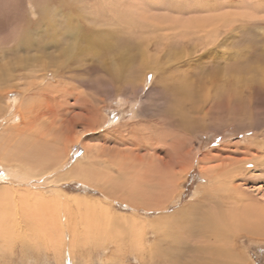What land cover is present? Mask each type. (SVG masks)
<instances>
[{
  "label": "rangeland",
  "instance_id": "374dc122",
  "mask_svg": "<svg viewBox=\"0 0 264 264\" xmlns=\"http://www.w3.org/2000/svg\"><path fill=\"white\" fill-rule=\"evenodd\" d=\"M117 1L133 5V20L143 31L129 30L123 15L122 21L115 16L125 8L102 7L100 0H0V77L7 78L0 89V117L12 110L21 114L20 122L0 119V131L15 134L26 126L23 116H30L33 129L48 140L41 146L40 157L47 158L38 162L42 166L21 163L15 143L10 151L19 164L8 166L20 173L55 166L60 175L77 165L59 183L52 174L22 180L0 166V226L13 227L10 233L0 229V264H172L167 250L174 248L185 251L182 264L198 256L207 263L208 255L197 250L209 248L212 233L202 236L203 226H182L197 212L213 219L223 212L226 222L234 215L228 228L217 226L223 230L218 239L232 249L230 264H264V0H112ZM201 2L207 6L200 8ZM215 14H227L228 23L209 45L192 21ZM155 22L174 26L179 40L170 38L171 30L152 33ZM163 38L169 39L164 48ZM140 41H150L160 66L139 67ZM177 49L185 56L169 61L170 51ZM186 74L201 89L196 103L188 105L196 110L195 129L189 132L168 118L171 94L164 89V83L172 87ZM226 81L235 94L233 105L218 110L215 103L210 109L206 91L212 84L210 94L218 92V98L223 93L217 89ZM85 103L96 111L90 115L96 130L75 126L66 133L75 140L71 145L60 126ZM163 121L170 122L163 128L168 136L187 135L182 148H174L168 136V142L153 145L141 138ZM180 152L193 162L187 171L182 170L186 159L177 158ZM209 153L214 159L201 163ZM164 164L170 171L162 176ZM12 187L20 194L10 192ZM213 203H221L222 210ZM63 206L75 218L70 224H59ZM91 215L115 226L112 234L95 243L84 238L82 218Z\"/></svg>",
  "mask_w": 264,
  "mask_h": 264
},
{
  "label": "bare ground",
  "instance_id": "6f19581e",
  "mask_svg": "<svg viewBox=\"0 0 264 264\" xmlns=\"http://www.w3.org/2000/svg\"><path fill=\"white\" fill-rule=\"evenodd\" d=\"M7 1V0H6ZM74 2V1H73ZM76 2V1H75ZM100 2L102 3V7H104L103 6V4H109V6H112V5H114L116 8L117 7H119V8H125V10H123V9H121L120 11H119V13H117L116 12V14H115V12L113 11V13L115 14V16L117 17V18H119V20L121 19V21H122V15H123V20L125 21V23L127 24V26H128V29L129 30H133V28H136L137 29V32H138V30H140V31H143L145 28H143V27H140V26H136L137 24L135 23V21L133 20V5L131 4V3H129V4H124L123 6H119V3H118V1L116 2V4L114 3V2H112V0H100ZM112 3H114V4H112ZM202 4H203V2H201V4H200V8H202V7H206L207 6V4H203V6H202ZM224 8L223 9H227V7L228 6H223ZM198 9V8H197ZM174 10H176V9H174ZM182 10V9H181ZM193 11V10H192ZM110 12V11H109ZM179 12V11H178ZM155 21H156V19H155ZM158 21V20H157ZM158 23H160V22H155V23H152L151 25H152V27H151V25H150V27L153 29L152 30V33H154V30L156 29V28H163V30H162V32H164L165 30H171L172 31V33H173V35H172V33H171V35L172 36H170V38L171 37H173L175 40L177 39V41L179 40L178 39V37H179V35H176L175 34V32H176V30L175 29H173L174 28V26H170V27H167V26H169V25H167V26H165L164 24H163V26H165V27H161V23L160 24H158ZM227 23H228V16H227V14L226 15H219L218 16V14H215V15H213V16H211V17H209V18H207V17H205V18H195L193 21H192V24H193V28L199 33V35H200V33L203 35V36H201L203 39H205V40H202V41H207V43L210 45V44H212V43H214V40L216 39V37H217V33H219V30H221V27H222V29H223V27L224 26H226L227 25ZM226 24V25H225ZM171 25V24H170ZM172 27V28H171ZM229 27V26H228ZM227 27V28H228ZM226 28V27H225ZM224 31H225V29H224ZM227 31V30H226ZM197 32H195V34L197 33ZM228 32V31H227ZM222 33V32H221ZM221 33H219V34H221ZM224 33V32H223ZM196 36H197V34H196ZM189 37V36H188ZM219 39V38H218ZM147 40H149V38H147ZM169 41V39L168 38H163V39H161L160 41H162L161 42V46H162V48H164V45H163V43L164 42H166V41ZM201 40V39H200ZM217 40V39H216ZM196 41V40H195ZM206 43V44H207ZM216 43V42H215ZM197 44V43H196ZM201 44H202V42H201ZM205 44V45H206ZM207 44V45H208ZM208 45V46H209ZM160 47V46H159ZM136 48H139V50L141 51V57H140V62H139V67L141 68V69H153V66L154 67H158V66H160L159 64H161V62H159V60H158V58L157 57H155V56H153L152 55V53H151V50H150V41L149 42H146V43H143L142 41H140V42H138V44H137V46H136ZM180 48H183V50L185 49V47H180ZM180 48H178V49H180ZM173 50V51H170V53H172V54H170V58H169V61H177L178 59H180L181 58V56H182V54L185 56V53L187 52V51H185L184 50V52L185 53H183L182 51H179V50ZM123 57V56H122ZM123 59L124 58H121L120 59V61L121 62H123ZM112 72H113V70H112ZM7 81V78H6V76H1L0 77V89H1V85L2 84H5V82ZM167 85H169V84H167ZM222 85V84H221ZM173 87V88H172ZM170 86L169 88H167L166 87V85H165V83H164V89L165 90H167L168 92H170V94H171V100H169L168 102V107H167V109H166V114H167V116H168V118H170L171 120H172V122L174 123V124H176V126H178V128L180 129V130H182V131H184V132H189V131H193V129H195V124H194V120H193V115H194V111H196L195 109H193L192 107L191 108H189L188 107V105L190 104V105H194L195 103H196V101L198 100L197 98L199 97V95L201 94V89H200V87H199V89H198V87L196 86V84H195V82H193V81H189V79H188V75L186 74L184 77H182V78H178L177 79V82L176 83H173V86ZM204 87H206L205 85H204ZM210 87L211 88H209L207 91H206V94H205V98H206V100H209V103L211 104V107H210V109H213L214 107V105H215V103H216V105H217V109L219 110V109H222V108H225V109H228V106L230 107V106H232L233 105V102H234V100H235V96H233V95H235L234 94V91H233V89H231L230 88V84H229V82L228 81H226V82H223V87L222 88H218L217 89V91L218 90H222L221 92L223 93V95H221V96H219L218 98H217V95H216V93H218V92H216L214 95L213 94H210V91H211V89H212V84L210 85ZM206 89H204L203 91H205ZM227 90H230V91H227ZM229 92V93H228ZM9 94V93H8ZM221 94V93H220ZM216 98H215V97ZM2 100V97H1V94H0V101ZM56 101H54V103H55ZM195 102V103H194ZM214 102V103H213ZM1 103V102H0ZM56 104H57V102H56ZM55 104V105H56ZM226 105H228V106H226ZM90 106V105H89ZM61 107V106H60ZM81 107H82V110H81V113H79V114H77V115H75V116H72L70 119H68V120H66V122L64 123V124H62L61 126H60V130L62 131V130H64L65 131V136H66V140L67 141H69L70 140V137H69V135H66V133L68 132V133H71V131L73 130V128L75 127V126H78V125H81V126H83V128L86 130V131H94V130H96V124L97 123H95L96 122V120L95 119H93L92 121L90 120V115L91 114H93L94 116H95V113H96V111H95V109L92 107V108H89L88 107V105H87V103H85V104H81ZM91 107V106H90ZM59 111V110H58ZM58 111H57V113H58ZM0 112H1V105H0ZM56 113V114H57ZM55 114V115H56ZM54 116V115H53ZM0 119H5L6 121H12L13 123L17 120V122H20V120H21V114L18 112V111H14V110H12V112H10V114H9V117H4V118H1L0 117ZM51 119V118H50ZM54 119V118H53ZM56 119V118H55ZM52 120V119H51ZM170 121V120H169ZM168 122V121H167ZM166 121H163L162 123L161 122H159V123H156V125H155V129L153 130L152 129V131L151 132H146V135L145 136H143V133H145V132H143L142 133V135H141V138H143V139H145V140H148V141H151V144L153 145V144H158V143H160V144H162V141H166L167 140V142L169 141L166 137L168 136L167 134H166V131L165 132H163V128L164 127H166V125H169L170 124V122H169V124L167 123ZM22 123H24V124H26V126H24L23 124V126H22V128H19L18 129V126L19 125H17L16 127H14V128H17L18 130H17V133H7L6 131L8 130L7 128L4 130L5 132H6V134L4 135V133L3 132H1L0 131V135H1V137H0V148L2 149V151L0 152V166L1 167H4L5 169H6V171L8 172V174H11V175H13L14 177L16 176V177H19L20 179H22V180H32V179H39V178H41L42 176L44 177V175H50V174H52V175H55V178H58V180H56L55 179V181H56V183H59V182H61V181H63V180H67V179H69L70 178V175L71 174H74L73 172L75 171V167L77 166H75L74 168H72V169H70L69 171H67L66 173H64V174H60V175H57L58 173H60V172H58V170H55V166H54V168H48V169H45L44 168V170H41L40 172H38V173H32V172H29V173H23V172H19V171H16V170H14L13 168H11V167H9L8 166V164H19V162H17V159L19 158V157H17V155H15L14 156V154L13 153H11V151H10V149L11 150H13L12 148H13V144L15 143V145L17 144L18 146H17V150L18 151H20L21 150V152H20V154L23 156V158H20V162L21 163H27V164H30V166H32V165H35V164H39L40 162V160H45V159H47V158H43L42 159V157H40L41 156V154H42V150H41V146H43V144L44 143H46L45 141H48V140H46L45 138H44V134L43 133H40L39 131H37V130H34L33 129V123H34V119L32 120V118L30 117V116H27V117H25V116H23V118H22ZM56 123V122H55ZM135 125V124H134ZM100 126V125H99ZM98 126V127H99ZM1 128H4V126L3 127H1ZM168 128V127H167ZM133 129L135 130V128L133 127ZM58 130V129H57ZM63 131V132H64ZM74 132V131H73ZM137 132V131H136ZM142 132V131H141ZM24 134V135H23ZM59 134V133H58ZM169 134V133H168ZM138 135V134H137ZM140 135V134H139ZM63 136V135H62ZM21 137H24V139H20ZM55 137V136H54ZM168 137H170L169 139H170V141L169 142H171V144L173 145V147L174 148H176V149H179V148H182V146H184L185 145V143H187L186 141H187V135H184V134H181V133H177V132H175V133H172L171 132V135H169ZM65 138V137H64ZM76 138V137H75ZM72 139V138H71ZM65 140V139H64ZM189 140V139H188ZM77 141V140H76ZM64 142V145H65V141H63ZM73 142H75V140L73 141V139L72 140H70V143H71V145H72V143ZM153 142H155V143H153ZM69 143V142H68ZM76 143H78V141L76 142ZM150 143V142H149ZM187 146V145H186ZM65 148V153H68L67 151H68V145L66 146V147H64ZM69 148H70V146H69ZM190 148V147H189ZM184 151H185V149H183ZM41 151V152H40ZM186 151H187V148H186ZM191 151L192 150H188V153L187 154H190L191 155ZM44 154V153H43ZM192 154H194V153H192ZM21 156V157H22ZM43 156V155H42ZM185 152L183 153V152H180V156L178 155V160L179 159H186L185 157ZM196 156V154H194V155H192L191 157H192V159H193V161H194V157ZM15 157V158H14ZM46 157V156H45ZM103 157V156H102ZM17 158V159H16ZM39 158V159H38ZM217 158L218 159H220L221 158V155H218L217 156ZM135 159L137 160V161H139V163H143V159L140 157V156H138V157H135ZM187 159H189V158H187ZM187 159H186V162H188L187 161ZM214 159V157L212 156V154L210 155V153H209V155L207 154V155H204L203 156V158H201V163H209L208 161H211V160H213ZM36 160V161H35ZM183 160V161H184ZM39 162V163H38ZM190 163H193V162H191V161H189ZM189 162H188V166L185 168V169H182V170H184V171H187L188 170V168L191 166V164L189 165ZM42 163V162H41ZM156 163V162H155ZM175 163V162H174ZM182 163V162H181ZM47 164V163H46ZM56 164V163H55ZM39 165H43V164H39ZM48 165V164H47ZM65 165V164H64ZM184 165V164H183ZM49 167H50V165H48ZM151 166H152V164H151ZM178 166H180V165H178ZM181 167V166H180ZM183 167V166H182ZM181 167V168H182ZM163 168H164V170L163 171H161L162 173H161V175L162 176H164V174H165V172H168V171H170V168H169V170L167 169L168 168V166H167V164H164L163 165ZM183 171V172H184ZM35 172V171H34ZM204 175H208L207 174V172H206V174H204ZM159 177H160V175H159ZM157 178L158 179V181H159V183H158V185H160V186H162V187H164L163 186V180L162 179H160V178ZM155 180V182H158L156 179H154ZM153 180V181H154ZM54 180L52 181V182H55ZM150 180L148 179V182H149ZM152 182V180L149 182V184ZM56 185V184H55ZM141 187V186H140ZM159 188V187H158ZM17 188H14V187H12V188H10V192H13V193H16V194H20L19 193V190L17 189ZM31 190V189H30ZM30 190H26V192H28V194H31L30 192ZM138 191H139V189H138ZM162 191V190H161ZM34 193H36V192H34ZM141 193V192H140ZM12 196H14L13 194H11ZM32 195V194H31ZM36 195H38V194H36ZM41 196V195H40ZM39 197V196H38ZM44 197V196H43ZM13 198V197H12ZM32 198H33V195H32ZM37 197H34L33 199H35L36 201H37V199H36ZM10 199L11 198H9L8 200L10 201ZM20 200H23L24 201V199L22 198V197H20ZM42 201V199H39V201ZM12 202H14V200L12 199L11 200ZM34 201V200H33ZM40 201V202H41ZM83 201V200H82ZM35 202V201H34ZM44 202V201H43ZM70 202V201H69ZM72 202H73V200H72ZM21 203H22V201H21ZM17 204V203H16ZM39 204V203H38ZM43 204V203H42ZM50 204H52V203H50ZM214 204V203H213ZM218 204V205H217ZM220 204L221 203H215L214 205H215V207H216V209L219 211V210H222V208H220ZM27 205V204H26ZM33 205H34V203H33ZM43 205H45V204H43ZM86 206L88 209H89V206L87 205V204H81L80 203V206L82 207V206ZM35 206V205H34ZM39 206V205H38ZM27 207H28V205H27ZM45 207V206H44ZM43 207V208H44ZM48 207V206H47ZM51 207V206H50ZM64 207V208H63ZM63 207H61V209H63L64 210V213H63V215H60V225L61 224H63V225H66L68 222H69V224L71 223L70 221L74 218V217H71V213L69 212V208L67 207V206H63ZM34 208H36V206L34 207ZM38 209H39V207H37ZM37 208H36V211H39V210H37ZM41 208V207H40ZM34 210V209H33ZM58 210H60V209H58ZM67 210V211H66ZM41 211V210H40ZM47 211V210H46ZM32 212V210L30 211V213ZM41 212H43V210L41 211ZM45 212V211H44ZM48 212V211H47ZM59 212V211H58ZM101 212V211H100ZM28 213V212H27ZM88 213H90L91 214V212H88ZM183 212H181L180 214H182ZM195 213V212H194ZM225 213V212H224ZM29 214V213H28ZM104 214V213H103ZM25 215V214H24ZM27 215V214H26ZM97 215V214H96ZM219 215H220V212H219ZM221 215H223V212H221ZM220 215V217L218 216V212H217V218L216 219H213L209 214H207V212L206 213H204V214H201V213H198L197 212V214L196 215H194L195 217H193V219H186V217H185V219L184 218H181V220L182 219H184V223H182V226H203V228L201 227L200 229H198V230H200V233H201V235L203 236V233L204 234H207V233H209V232H211L212 234H211V238L212 239H209L210 240V242H211V244H210V246H209V248H206V250H205V248L204 249H202L201 248V250H200V248H198V252L199 253H201L202 255L201 256H204L203 254H206V255H208V261H207V263H205V261L203 260V257H199L198 256V259L197 260H195V261H191V262H187V263H185V264H230V262H231V248H228V246H226V242L225 241H222V240H219L218 239V237L219 236H221V234H222V231H221V229L219 228V227H217V226H225V228H228V227H226V226H229L230 225V223H231V221H234L235 219L233 218L234 217V215H233V219L231 218V217H229L228 218V216H226L229 220H230V222H226V219L224 218V216H221ZM76 216V215H75ZM83 216H84V214H83ZM100 216V215H99ZM112 216V215H111ZM215 217H216V215H215ZM55 218V217H54ZM59 218V217H58ZM99 218V217H98ZM111 218V217H110ZM231 218V219H230ZM75 219V218H74ZM16 220V219H15ZM82 220H83V223H87L85 226H87V229L86 230H84V228H83V236H84V238H86L87 240H92L94 243L95 242H97V241H100L99 239L102 237V236H104V235H106V234H112V230H113V228L115 227V226H108V223L106 222L105 223V225L103 224H101V223H99V220L96 218V220L94 219V217H92V215L90 216V218L89 217H83L82 218ZM98 220V221H97ZM116 220V219H115ZM197 220H201V222H200V224L198 225V221ZM17 221V220H16ZM15 221V222H16ZM117 221H118V219H117ZM127 221V220H126ZM14 222V223H15ZM120 222V221H119ZM118 222V223H119ZM128 223H130V221L128 222ZM34 224V223H33ZM54 224H56V223H54ZM123 224V223H122ZM122 224H121V226H122ZM141 224V223H140ZM190 224V225H189ZM59 225V226H60ZM110 225V224H109ZM119 225H120V223H119ZM143 225V224H142ZM52 226V225H51ZM56 226V225H55ZM233 226V225H232ZM235 226H237V225H235ZM23 226H14V228H16V229H18L19 231L20 230H22L23 231V228H22ZM28 227V226H27ZM35 226H29L28 227V229L30 230V228L32 229V228H34ZM50 227V226H49ZM74 227V226H73ZM128 227H130V226H128ZM133 227V226H132ZM6 228H7V232H9V229L10 228H13L12 226H0V229H4L5 231H6ZM9 228V229H8ZM38 228V227H37ZM116 228V227H115ZM191 228V227H190ZM26 229L27 228H25V231H26ZM50 229V228H49ZM52 229L53 230H56V229H54L53 227H52ZM51 229V230H52ZM66 229H69V228H66ZM71 229H73V228H71ZM129 229H131V228H129ZM209 229V230H208ZM17 230V233L19 232ZM49 231L51 234H50V236L52 235V234H54L52 231ZM58 230V229H57ZM133 230V229H132ZM21 231V232H22ZM135 231V230H134ZM12 232V231H11ZM32 232V231H31ZM48 232V233H49ZM78 233H79V231H77ZM124 232V231H123ZM4 233H6V232H4ZM10 233V232H9ZM20 233V232H19ZM27 233H28V230H27ZM7 234V233H6ZM5 234V235H6ZM12 234V233H11ZM24 234V233H23ZM61 234V233H60ZM70 234V233H69ZM76 234V233H75ZM120 234H123L122 232H120ZM128 234H130L129 232H128ZM7 235H9V234H7ZM17 235H19V234H17ZM132 235H133V231H132ZM226 235V234H225ZM1 236V235H0ZM23 236V235H22ZM57 236H58V234H57ZM69 236V235H68ZM74 236V235H73ZM210 236V235H209ZM14 237V236H13ZM12 237V238H13ZM18 238H19V236H17ZM63 237H64V235H63ZM133 236H131V238H132ZM25 238V237H24ZM23 238V239H24ZM75 238V237H74ZM135 238V237H134ZM6 240V239H5ZM85 240V239H84ZM138 240V239H137ZM7 241V240H6ZM11 241V240H10ZM51 241H52V237H51ZM209 242V243H210ZM84 243V242H83ZM178 243V242H177ZM100 244H102V243H100ZM179 244V243H178ZM217 244V245H216ZM209 245V244H208ZM183 247V246H182ZM9 248V247H8ZM179 248H181V246H179ZM184 248V247H183ZM186 249V248H185ZM184 249V250H185ZM231 249V250H230ZM169 250H170V253L171 254H169ZM169 250H167V254H168V256L170 257V258H173L171 261H172V264H182L181 263V260L183 261V254H184V252H183V250L182 249H176V248H174V249H169ZM173 250V251H172ZM196 254V253H195ZM240 255V254H239ZM201 258V259H200ZM234 258V257H233ZM206 259V258H205ZM234 262V261H233Z\"/></svg>",
  "mask_w": 264,
  "mask_h": 264
},
{
  "label": "snow or ice",
  "instance_id": "6c2138e0",
  "mask_svg": "<svg viewBox=\"0 0 264 264\" xmlns=\"http://www.w3.org/2000/svg\"><path fill=\"white\" fill-rule=\"evenodd\" d=\"M149 79H151V77H149Z\"/></svg>",
  "mask_w": 264,
  "mask_h": 264
}]
</instances>
